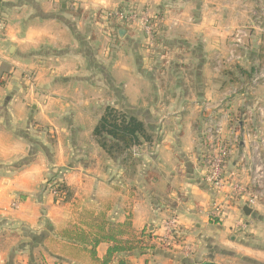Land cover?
I'll list each match as a JSON object with an SVG mask.
<instances>
[{
    "label": "crops",
    "instance_id": "crops-1",
    "mask_svg": "<svg viewBox=\"0 0 264 264\" xmlns=\"http://www.w3.org/2000/svg\"><path fill=\"white\" fill-rule=\"evenodd\" d=\"M1 1L7 29L0 59V264H97L92 244L64 232L91 231L92 242L129 221L131 232L163 237L173 215L190 256L156 243L119 257L128 264H264V204L246 216L245 200L232 194L234 185L247 187L250 155L264 141V83L231 87L242 77L227 70L231 35L253 24L252 5ZM133 8L161 19L154 47L139 28L108 23V13ZM107 107L140 118L154 136L133 150L139 165L132 178L93 139ZM210 114L232 147L222 190L204 181ZM52 184L68 187L71 200L57 201L47 190ZM14 201L18 208L11 209ZM215 206L225 212L220 221L211 218ZM108 248L101 242L96 257Z\"/></svg>",
    "mask_w": 264,
    "mask_h": 264
},
{
    "label": "built area",
    "instance_id": "built-area-1",
    "mask_svg": "<svg viewBox=\"0 0 264 264\" xmlns=\"http://www.w3.org/2000/svg\"><path fill=\"white\" fill-rule=\"evenodd\" d=\"M108 23L113 28L118 25H128L130 28H139L145 35L146 44L154 47L157 40V33L161 24L158 15L148 9L133 8L130 11L118 9L108 13ZM7 25L5 19L0 17V59L2 57V44L5 39ZM250 38L247 27H239L231 35L228 63L239 64L243 61L242 50ZM264 83V67L256 72L250 82V88L257 87ZM259 116L264 118V105L259 110ZM204 130V139L207 146L208 163L204 181L216 190L225 188V179L223 177V167L232 153V147L221 138V124L214 115L210 114L206 119ZM136 155V154H135ZM249 159V157H248ZM249 162L251 163V174L247 187L234 185L232 194L238 195L245 200L246 206L255 208L264 204V141L260 140L253 148ZM62 187L60 185H49L47 190L57 201L63 202ZM18 202L14 201L11 209L18 208ZM0 211H3L0 205ZM225 212L220 206H215L211 212V218L220 221ZM166 235L161 238V245L168 249L182 250L186 256H190L191 248L183 240L181 224L176 215L171 216L165 222ZM239 229L246 230L245 225H240Z\"/></svg>",
    "mask_w": 264,
    "mask_h": 264
},
{
    "label": "trees",
    "instance_id": "trees-1",
    "mask_svg": "<svg viewBox=\"0 0 264 264\" xmlns=\"http://www.w3.org/2000/svg\"><path fill=\"white\" fill-rule=\"evenodd\" d=\"M237 70L242 78L247 79V83L251 82L257 72L256 70L249 73L240 67H237ZM237 79L240 80V78H232L231 83ZM93 139L107 158L119 162L125 168L126 175L132 178L139 165V159L133 150L143 144L151 143L154 136L140 118L130 115L126 111L107 107L94 128ZM204 163L205 165L208 163V154L205 155ZM152 175V173L149 174L148 181L151 180ZM60 186L62 187L60 190L62 191L63 202H69L72 197L71 190L64 185ZM131 227L132 225L128 221L125 225L118 226L114 230L111 229L107 233H97L92 242L91 231H65L63 237L84 246L91 247L92 244L93 247L90 252L97 264H128L127 258L119 256L134 252L144 254L154 250L157 244L162 243L160 237H153L147 230L139 233L131 232ZM89 229L91 230V224ZM101 242L109 244L107 254L102 260L96 257L95 251Z\"/></svg>",
    "mask_w": 264,
    "mask_h": 264
},
{
    "label": "rangeland",
    "instance_id": "rangeland-1",
    "mask_svg": "<svg viewBox=\"0 0 264 264\" xmlns=\"http://www.w3.org/2000/svg\"><path fill=\"white\" fill-rule=\"evenodd\" d=\"M247 1L252 5L248 17H252V20H254L253 24L245 25L250 33V38L242 50L243 61L239 64L228 63L229 67L227 70L231 71L230 73H238L237 67L249 73L256 70L259 72L264 67V0ZM250 20L251 19H248V21ZM231 82L232 80L229 82L231 87L243 88V90L250 84V82L247 83V79L244 78L240 80L237 79L234 83Z\"/></svg>",
    "mask_w": 264,
    "mask_h": 264
},
{
    "label": "water",
    "instance_id": "water-1",
    "mask_svg": "<svg viewBox=\"0 0 264 264\" xmlns=\"http://www.w3.org/2000/svg\"><path fill=\"white\" fill-rule=\"evenodd\" d=\"M1 7H2V1L0 0V11H1ZM243 212L246 216H251L253 213V210L249 208L248 206H246L244 207ZM205 264H215V263L210 262V263H205Z\"/></svg>",
    "mask_w": 264,
    "mask_h": 264
}]
</instances>
